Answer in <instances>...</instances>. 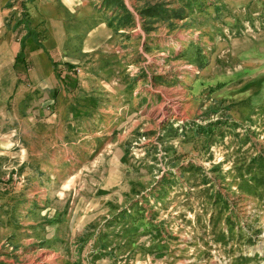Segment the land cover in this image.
I'll use <instances>...</instances> for the list:
<instances>
[{
    "label": "rangeland",
    "instance_id": "obj_1",
    "mask_svg": "<svg viewBox=\"0 0 264 264\" xmlns=\"http://www.w3.org/2000/svg\"><path fill=\"white\" fill-rule=\"evenodd\" d=\"M75 2L0 0V264H264V0Z\"/></svg>",
    "mask_w": 264,
    "mask_h": 264
},
{
    "label": "crops",
    "instance_id": "obj_2",
    "mask_svg": "<svg viewBox=\"0 0 264 264\" xmlns=\"http://www.w3.org/2000/svg\"><path fill=\"white\" fill-rule=\"evenodd\" d=\"M52 1H54V0H52ZM62 5L64 6V8L68 9V11H71V10L75 11V6L77 5V3L75 2V0H62ZM61 28H63V27H61ZM51 32H52V35L54 36V38L56 39V41L58 42V48L64 49V46H65L64 40H65V38H67L65 30L62 31L61 37H58L56 35L57 32H56L55 26L51 29ZM77 37H79V36H77ZM75 57H76L75 59H67L66 62H69L72 64L77 63L81 56H75Z\"/></svg>",
    "mask_w": 264,
    "mask_h": 264
},
{
    "label": "trees",
    "instance_id": "obj_3",
    "mask_svg": "<svg viewBox=\"0 0 264 264\" xmlns=\"http://www.w3.org/2000/svg\"><path fill=\"white\" fill-rule=\"evenodd\" d=\"M27 61L28 60H26L25 45H23L22 48H21V50L19 51V53L16 56V64L22 63V64L28 66L27 65ZM66 65L68 66V68L70 70L73 68V65L70 64V63H67Z\"/></svg>",
    "mask_w": 264,
    "mask_h": 264
}]
</instances>
